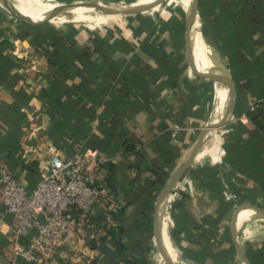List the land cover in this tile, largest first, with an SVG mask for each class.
Listing matches in <instances>:
<instances>
[{"label": "crops", "instance_id": "0c3cea01", "mask_svg": "<svg viewBox=\"0 0 264 264\" xmlns=\"http://www.w3.org/2000/svg\"><path fill=\"white\" fill-rule=\"evenodd\" d=\"M87 152L72 241L24 260L0 203V264H264V0H0V163Z\"/></svg>", "mask_w": 264, "mask_h": 264}, {"label": "built area", "instance_id": "2783aa9c", "mask_svg": "<svg viewBox=\"0 0 264 264\" xmlns=\"http://www.w3.org/2000/svg\"><path fill=\"white\" fill-rule=\"evenodd\" d=\"M105 159L87 152L70 159L52 155L45 172L29 190L0 163V203L11 216L15 238L34 232V239L20 256L28 262L50 259L73 238L76 219L88 217L100 195V168Z\"/></svg>", "mask_w": 264, "mask_h": 264}, {"label": "water", "instance_id": "95a60500", "mask_svg": "<svg viewBox=\"0 0 264 264\" xmlns=\"http://www.w3.org/2000/svg\"><path fill=\"white\" fill-rule=\"evenodd\" d=\"M95 9H98L99 10V5L97 4V2L96 1H94V6H93ZM232 100V99H231ZM210 128H207L202 134H205V132L207 131V130H209ZM201 142L202 141H200L199 143H198V145H197V147H199L200 146V144H201ZM181 168H177L173 173H172V175H171V180L173 181V179L181 172ZM172 181L170 182V184L172 183ZM170 186V185H169Z\"/></svg>", "mask_w": 264, "mask_h": 264}]
</instances>
